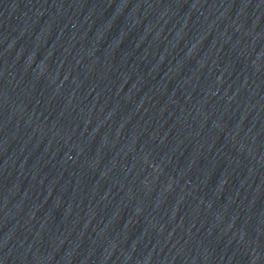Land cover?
<instances>
[{
  "label": "water",
  "instance_id": "water-1",
  "mask_svg": "<svg viewBox=\"0 0 264 264\" xmlns=\"http://www.w3.org/2000/svg\"><path fill=\"white\" fill-rule=\"evenodd\" d=\"M0 264H264V0H0Z\"/></svg>",
  "mask_w": 264,
  "mask_h": 264
}]
</instances>
